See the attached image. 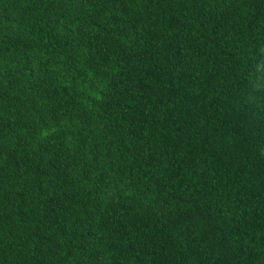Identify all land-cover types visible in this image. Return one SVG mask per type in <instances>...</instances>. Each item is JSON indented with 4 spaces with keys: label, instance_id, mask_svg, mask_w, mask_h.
I'll use <instances>...</instances> for the list:
<instances>
[{
    "label": "trees",
    "instance_id": "16d2710c",
    "mask_svg": "<svg viewBox=\"0 0 264 264\" xmlns=\"http://www.w3.org/2000/svg\"><path fill=\"white\" fill-rule=\"evenodd\" d=\"M0 264H264V0H0Z\"/></svg>",
    "mask_w": 264,
    "mask_h": 264
}]
</instances>
